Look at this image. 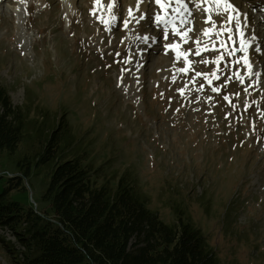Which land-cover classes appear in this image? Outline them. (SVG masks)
Wrapping results in <instances>:
<instances>
[{"label":"rangeland","instance_id":"rangeland-1","mask_svg":"<svg viewBox=\"0 0 264 264\" xmlns=\"http://www.w3.org/2000/svg\"><path fill=\"white\" fill-rule=\"evenodd\" d=\"M2 1L0 88L13 107L29 110L28 121L46 115L49 125L63 116L88 152L85 160L104 167L105 180L130 171L148 209L161 222L181 216L199 228L219 264H264L262 55L249 58L258 74L250 77L249 91L222 74L208 87L201 70L219 55L194 58L190 45L182 50L192 52L191 70L175 66L161 42L140 44L158 37L144 13L131 26L128 9L114 6L122 21L106 26L100 16L107 5L93 0ZM252 35L264 39V26L257 23ZM238 90L248 100L239 99ZM10 174L0 162V177ZM24 184L27 192L16 199L33 204L40 186ZM2 234L18 247L9 232ZM4 251L1 243L0 264H11Z\"/></svg>","mask_w":264,"mask_h":264},{"label":"trees","instance_id":"trees-1","mask_svg":"<svg viewBox=\"0 0 264 264\" xmlns=\"http://www.w3.org/2000/svg\"><path fill=\"white\" fill-rule=\"evenodd\" d=\"M7 96L0 88V162L13 173L0 177V244L11 264H219L199 228L148 209L130 171L105 180L63 116L28 121ZM24 182L40 186L33 204L16 199Z\"/></svg>","mask_w":264,"mask_h":264},{"label":"snow or ice","instance_id":"snow-or-ice-1","mask_svg":"<svg viewBox=\"0 0 264 264\" xmlns=\"http://www.w3.org/2000/svg\"><path fill=\"white\" fill-rule=\"evenodd\" d=\"M115 2H116V0H113V3L109 5L108 11H109L110 14H111V8H112V6H113V4ZM140 2H143V0H140ZM193 2L195 3V0H193ZM205 2H210L211 4L214 5L213 8L205 10L208 13V15L203 20V23L210 25L209 28L202 29V34L205 37L210 36L212 34L220 36L221 32L223 31V28H221V31H217L216 30L218 25L212 19L211 13H213V12L216 14V16L221 18V22H222L223 27H226L227 23H231L233 21H235V23L237 25H239V23H240L239 18L236 17L235 15H229V13L236 11L235 7L230 3V0H205ZM155 3L160 5L161 8L171 7L172 4H175V7L172 8L173 15H172L171 18H168L167 15L163 19L161 18L160 15H156L155 16V20L157 22L164 23L166 25H172V34L174 36H181L182 39H185L187 37V32L188 31L194 32L193 28H188L187 31H185L182 34L181 31H180V28L177 27V25H176L177 19L179 20V24H180L181 27H183L184 25H188V24L193 23V19L194 18L190 19V17H193V14L188 9L187 3L185 2V0H168L167 6L164 3H162V0H155ZM195 6L197 7V9H199L201 7V5L199 3H196ZM138 7H139V5H137V8ZM129 16H132V11L131 10L129 11ZM110 18L112 20L116 19V17L114 15H111ZM140 19H143V17H141ZM104 22L107 24L106 21H104ZM125 26H127V24H125ZM237 31H239V29H237ZM227 32H228V40L232 41L233 40V29L228 28ZM239 34H240L241 37H243V33L242 32H240ZM163 35H164V39H168L169 31H168L167 28H165ZM196 43H197V45H199L200 41L197 40ZM220 43H221V45H224L225 42H224V40H221ZM167 47L170 48V49L175 50L177 46L169 44V45H167ZM248 47H251V45L248 43V41H246V40H244L242 38L240 40V47L238 49H235V50H238L240 52L245 53V57H244L243 63L245 64L250 76L251 75H258L257 73H254L252 71V62L247 57ZM257 51H259V50L257 49ZM194 54L195 55H200V48L199 47H197V49H196ZM229 54H231V52ZM180 55H181V53L177 52V59L180 58ZM220 59H223V57L218 58L216 63H219ZM185 62H187L186 56H185ZM186 70L187 69H181V71H186ZM196 75L199 76L200 73H197ZM213 76H215V73H213ZM238 78L241 81L243 80L242 76H240ZM212 91L215 92V91H218V89L213 88ZM225 99H227V97H225Z\"/></svg>","mask_w":264,"mask_h":264},{"label":"bare ground","instance_id":"bare-ground-1","mask_svg":"<svg viewBox=\"0 0 264 264\" xmlns=\"http://www.w3.org/2000/svg\"><path fill=\"white\" fill-rule=\"evenodd\" d=\"M108 1H110V0H100L99 2H101V3H104V4H108ZM130 2H129V4L128 5H125V4H119V6H118V9H117V12H121L122 11V8L124 9V7H125V9L127 8L128 10H127V14L129 15V11L131 10L132 11V16H130V20H131V26H133V24L135 23V21H138V22H141V20L142 19H140L141 17H143V12H145L146 10H145V6H142L141 5V3L143 4L144 2H139V0H129ZM148 2H149V5H148V9H147V12H145L144 13V21H145V23L147 22V26L149 27V28H151V29H153L154 28V26H153V21H154V15H153V13H151L152 12V9H154V4H153V0H147ZM110 2H112L113 3V0H111ZM145 3H146V0H145ZM114 4H116V2L114 3ZM114 4H113V6H114ZM137 5H139V7L137 8ZM112 6V7H113ZM116 6V5H115ZM172 8L173 7H175V4H172V6H171ZM170 7V8H171ZM108 8H109V6H107V8L106 9H104V11H103V13H108L109 14V11H108ZM12 9H14V11L16 12L17 11V8L14 6ZM111 9H113V8H111ZM240 10V9H239ZM170 12H172V10L170 11ZM240 12L241 13H238L237 14V10L235 11V12H233V15H235L236 17H238L239 18V21H240V23H239V25H237L236 23H235V21H233V22H231V24H229V23H227V28H231V29H233V31L234 30H237V29H240L241 27H242V23L244 22V11L243 10H240ZM102 13V14H103ZM243 13V14H242ZM110 15H114V12L113 11H111V14ZM116 15H119V13H116ZM145 15H146V18H145ZM173 15V14H172ZM172 15H170V16H167L168 18H171L172 17ZM100 20L102 21V20H107L108 21V23H107V25L106 26H108V24H109V21H110V16H107V15H105V16H100ZM118 19H122L121 17H117ZM99 20V21H100ZM137 22V23H138ZM199 23L198 24H200L199 26L200 27H204V29L206 28V26H207V28H209L210 27V25H208V24H205V23H203V22H200V21H198ZM262 23V22H261ZM244 24V23H243ZM151 26V27H150ZM217 31H220V29L219 28H217L216 29ZM253 30V29H252ZM234 33V32H233ZM153 38V37H152ZM208 38H210V37H201L200 39L202 40V41H204V40H206V39H208ZM149 39H151V38H149ZM247 39V38H246ZM245 39V40H246ZM258 40V39H257ZM137 45H142L143 47H146V48H149V47H151L152 46V44L151 43H149V44H147L146 42H140V44L139 43H136ZM252 45L253 46H256V45H258L257 44V42H255L254 40H252ZM188 46V45H187ZM252 62V71L254 72V73H256V71L254 70V69H256L257 67H256V63H255V61H251ZM260 108H262L261 107V105L259 106ZM263 116H264V112H263ZM261 126V131H260V134H261V136L264 138V123H263V125L261 124L260 125Z\"/></svg>","mask_w":264,"mask_h":264}]
</instances>
